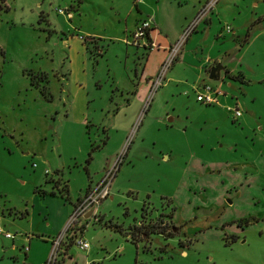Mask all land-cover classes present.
<instances>
[{"label": "rangeland", "instance_id": "374dc122", "mask_svg": "<svg viewBox=\"0 0 264 264\" xmlns=\"http://www.w3.org/2000/svg\"><path fill=\"white\" fill-rule=\"evenodd\" d=\"M212 1L0 0V264H264V0ZM150 16L156 47L127 43Z\"/></svg>", "mask_w": 264, "mask_h": 264}, {"label": "built area", "instance_id": "2783aa9c", "mask_svg": "<svg viewBox=\"0 0 264 264\" xmlns=\"http://www.w3.org/2000/svg\"><path fill=\"white\" fill-rule=\"evenodd\" d=\"M213 1L211 2L212 4L214 3ZM207 9H209L207 5L201 9L196 20L192 22L186 29L185 36H188L193 30L196 29L200 19L206 14ZM153 23L154 21L152 17L141 19V21L137 24L135 30L132 31L130 34H127V36L125 37V41L127 43L143 46L146 49L153 48L155 46V43L152 41V31L154 27ZM228 28L229 30H231L229 25ZM172 49V54L169 56L168 60L162 64L161 71L158 72L157 78L155 79L154 77L151 81L152 90H156L161 85L167 68L173 61L175 54L178 51V45L175 47L173 46ZM195 90L197 92V100L203 101L207 104H214L219 102V94L225 93L221 89L215 88L212 84L208 82L199 84V86L196 87ZM234 110L236 115L242 114V111L239 108L238 104L235 106ZM117 169L118 165H115L113 168L107 170L103 175L102 179H100L95 185L91 184L87 191L83 195H81L79 199L75 202L74 210L71 215V222L67 227L68 232H70V230L74 232L77 231L76 229L74 230L73 228H71V226L75 224V226H77L78 220H80L81 218L88 219L94 214H96L98 205L102 202L103 199L107 198L110 195L112 180ZM8 235H10V233H8ZM74 235L75 241L81 249L86 250L90 248L91 243L88 239H85L82 236L78 238L77 232Z\"/></svg>", "mask_w": 264, "mask_h": 264}, {"label": "crops", "instance_id": "0c3cea01", "mask_svg": "<svg viewBox=\"0 0 264 264\" xmlns=\"http://www.w3.org/2000/svg\"><path fill=\"white\" fill-rule=\"evenodd\" d=\"M150 17H152L153 18V21H154V23H153V25H154V27H153V31H152V41L155 43V41L153 40V32L154 31H158L159 29H158V23L156 22V20H155V18L153 17V16H150ZM126 37V36H125ZM125 37H124V40H125ZM159 45H157V47H158ZM171 46H172V44H171ZM154 47H156V46H154ZM153 47V48H154ZM173 47V46H172ZM171 47V48H172ZM152 49V48H151ZM150 49V50H151ZM145 70V69H144ZM144 70H142L141 71V74H140V76L138 77L139 79H141L143 76L145 77V81H146V87L144 88V90L146 89V91H145V96L144 97H146L147 95H149V91L151 90V81H152V79L154 78V74H155V72L157 71L156 69V71L154 72H150V73H144ZM120 87V85H118V88ZM148 88V89H147ZM142 91L140 90V88H136L135 89V98H142ZM143 97V98H144ZM141 101V100H140ZM85 263L86 264H90V261L89 260H86L85 261Z\"/></svg>", "mask_w": 264, "mask_h": 264}, {"label": "trees", "instance_id": "16d2710c", "mask_svg": "<svg viewBox=\"0 0 264 264\" xmlns=\"http://www.w3.org/2000/svg\"><path fill=\"white\" fill-rule=\"evenodd\" d=\"M3 1H5V0H3ZM0 8H2L1 5H0ZM63 190L64 191H62V193L63 192L69 193V187H68L67 184L63 187ZM75 225L71 226V228H73L74 230L76 228ZM155 232H157V233H164L165 232V229L163 227L159 226V225H153V226H147V227H145L144 228V231H143V233L146 234L147 236H150L152 233H155ZM68 233H69L68 236H70V237H73L74 236V234L72 233V230H70V232H68ZM69 249H70V246H66V250L67 251H65V253H67Z\"/></svg>", "mask_w": 264, "mask_h": 264}, {"label": "water", "instance_id": "95a60500", "mask_svg": "<svg viewBox=\"0 0 264 264\" xmlns=\"http://www.w3.org/2000/svg\"><path fill=\"white\" fill-rule=\"evenodd\" d=\"M222 68L220 63L211 67L210 78L218 79L219 78V70ZM91 213V212H90ZM89 215V214H88Z\"/></svg>", "mask_w": 264, "mask_h": 264}, {"label": "flooded vegetation", "instance_id": "af4514ba", "mask_svg": "<svg viewBox=\"0 0 264 264\" xmlns=\"http://www.w3.org/2000/svg\"><path fill=\"white\" fill-rule=\"evenodd\" d=\"M216 65V64H215ZM210 71H211V69H210ZM220 71V70H219ZM210 73V72H209Z\"/></svg>", "mask_w": 264, "mask_h": 264}]
</instances>
